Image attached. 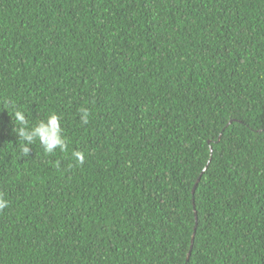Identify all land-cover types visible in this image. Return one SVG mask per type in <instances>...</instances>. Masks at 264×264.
<instances>
[{
    "label": "trees",
    "instance_id": "16d2710c",
    "mask_svg": "<svg viewBox=\"0 0 264 264\" xmlns=\"http://www.w3.org/2000/svg\"><path fill=\"white\" fill-rule=\"evenodd\" d=\"M0 194V264H264V0H0Z\"/></svg>",
    "mask_w": 264,
    "mask_h": 264
},
{
    "label": "clouds",
    "instance_id": "9594fccd",
    "mask_svg": "<svg viewBox=\"0 0 264 264\" xmlns=\"http://www.w3.org/2000/svg\"><path fill=\"white\" fill-rule=\"evenodd\" d=\"M79 111L82 123L87 124L89 110L81 108ZM14 120L19 126L17 128L19 137L26 142L25 145L21 146L24 154H28L29 145H32L37 140L43 147L45 154L54 153L57 148L62 152L67 151L66 137L61 127L60 117L56 113H49L46 119L40 120L35 125H30L26 119L25 112L22 109H14ZM71 155L77 164L84 162L85 156L82 151H73ZM8 203L9 201L0 194V210L6 208Z\"/></svg>",
    "mask_w": 264,
    "mask_h": 264
},
{
    "label": "water",
    "instance_id": "95a60500",
    "mask_svg": "<svg viewBox=\"0 0 264 264\" xmlns=\"http://www.w3.org/2000/svg\"><path fill=\"white\" fill-rule=\"evenodd\" d=\"M195 229H196V227H195ZM193 240H194V238H192V243H193ZM190 254V253H189Z\"/></svg>",
    "mask_w": 264,
    "mask_h": 264
}]
</instances>
